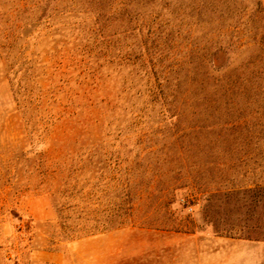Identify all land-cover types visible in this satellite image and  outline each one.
<instances>
[{
  "label": "rangeland",
  "instance_id": "1",
  "mask_svg": "<svg viewBox=\"0 0 264 264\" xmlns=\"http://www.w3.org/2000/svg\"><path fill=\"white\" fill-rule=\"evenodd\" d=\"M0 264H264V0H0Z\"/></svg>",
  "mask_w": 264,
  "mask_h": 264
},
{
  "label": "trees",
  "instance_id": "2",
  "mask_svg": "<svg viewBox=\"0 0 264 264\" xmlns=\"http://www.w3.org/2000/svg\"><path fill=\"white\" fill-rule=\"evenodd\" d=\"M115 46V45H114ZM123 58L125 57V54L122 56ZM85 67V66H84ZM86 70V67L85 68H83L82 70H81V72L83 73L85 70Z\"/></svg>",
  "mask_w": 264,
  "mask_h": 264
}]
</instances>
